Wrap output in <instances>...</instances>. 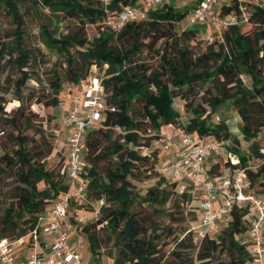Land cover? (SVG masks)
<instances>
[{
	"label": "trees",
	"instance_id": "trees-1",
	"mask_svg": "<svg viewBox=\"0 0 264 264\" xmlns=\"http://www.w3.org/2000/svg\"><path fill=\"white\" fill-rule=\"evenodd\" d=\"M21 2L36 15L41 45L65 66L63 75L54 69L50 72L47 88L42 87L37 96L34 91L23 95L26 83L38 78L29 72L36 55L25 41ZM138 2L112 0L105 14L96 0H0L13 24L7 38L0 37V74L12 66L19 75L13 81L18 105L7 112L0 100V240L14 243L22 239L31 247L29 234L38 229L41 218L68 187L66 151L53 143L42 117L30 104L56 108L63 84L77 88L95 68L102 79L106 108L85 137L88 174L83 202L98 208L92 220L76 222L92 258L100 262L106 252L113 264H252L248 207L233 204L229 222L220 224L212 236L199 235L200 196L188 182L168 183L158 177L154 172L157 150H141L162 139L163 126L210 137L237 162L231 163L223 154L213 155L207 175L215 179L243 170L248 182L245 191L264 197V6L239 0L221 5L220 16L245 7L247 23L230 26L221 38L207 44L195 26L177 28L189 10L169 3L146 9L145 19L127 22L117 32L106 25L107 16H116ZM65 21L70 23L63 32L58 24ZM87 26L95 30L90 39ZM195 41L206 45L194 52L190 43ZM143 54L150 62L141 59ZM198 97L200 102L195 103ZM175 100L190 114L185 123ZM226 103L240 119L241 139L232 135L226 120H212ZM51 157L57 158L55 170L47 167ZM151 176L158 177L157 181L141 193L137 183ZM170 201L173 208L188 206L195 213L194 225L184 237L175 239L167 256H160L157 229L167 235L173 231L148 221L141 207L170 217L161 210ZM83 202L72 201L70 214L84 210Z\"/></svg>",
	"mask_w": 264,
	"mask_h": 264
},
{
	"label": "built area",
	"instance_id": "built-area-1",
	"mask_svg": "<svg viewBox=\"0 0 264 264\" xmlns=\"http://www.w3.org/2000/svg\"><path fill=\"white\" fill-rule=\"evenodd\" d=\"M103 8L104 13L112 4V0H96ZM169 0H145L148 8L162 7ZM219 0H196L194 8L189 12L186 24L181 29L201 26L205 29L202 38L207 44L214 42L215 37L221 38L223 33L232 25L247 23V9L240 6L238 13L220 16L216 10ZM256 5L264 6V0H257ZM146 18L144 6L125 7L116 16H107L106 25L113 31H119L127 22L143 20ZM211 31L213 33H211ZM95 68L87 79L81 82L80 88H66L71 95L72 106L64 120L66 130L64 150L66 151L67 190L48 211L46 234L53 235L47 256L42 258L32 251L25 264H91L84 260L79 252L82 245V234L75 239L68 238L69 226H63L67 219L72 201L83 200L85 177L88 163L84 158V145L87 131L98 125L102 113L106 108L102 79L95 74ZM264 138V131L261 132ZM222 144L207 136H198L184 131L173 134H163L161 149L170 152L174 158L163 171L170 174L174 180L190 183L193 191L200 196L198 211L200 220L196 228L199 235L210 236L217 232L220 224L229 222V211L233 204L248 207L247 241L250 244L252 264H264V197L246 192L248 185L243 170L225 173L222 177L212 179L207 175L206 167L213 155L223 154ZM264 154V149L261 150ZM231 163L237 159L227 155ZM221 193L223 200L219 208L214 209L213 203L216 195ZM42 219V218H41ZM41 221V220H40ZM78 224L83 223L82 218L76 219ZM37 229L29 237L32 242L37 241ZM21 240V239H20ZM18 240V241H20ZM16 241V242H18ZM7 240H0V264H18L14 244Z\"/></svg>",
	"mask_w": 264,
	"mask_h": 264
},
{
	"label": "rangeland",
	"instance_id": "rangeland-1",
	"mask_svg": "<svg viewBox=\"0 0 264 264\" xmlns=\"http://www.w3.org/2000/svg\"><path fill=\"white\" fill-rule=\"evenodd\" d=\"M19 9H20V12L23 18L26 44L29 48L35 50L34 54L36 55V60L34 64L32 65V68L30 69L29 72L30 74H32V76H34L35 78H38V80L36 81L31 80L26 83V86L23 89V95L26 96L31 91H34L37 96V93L38 94L41 93L43 88H47V81L50 78V72H52V70L54 69L56 71H59L63 75L65 66L61 64V61H62L61 58H58L57 56L53 54V52L47 50L43 45H41L39 38H38V27H37L36 15L28 9V6L26 5V3L21 2L19 4ZM186 20H187V15L181 21V23L177 25V28L181 29L186 24ZM69 23L70 21L61 22L58 24V26L63 32H65L66 31L65 26ZM12 28H13V24L11 22V18L7 16L4 8L0 7V37L7 38L6 36H8ZM195 29L198 31V35L202 37L204 29L201 26H195ZM86 31H87V37L89 39L95 35L94 28L90 26L86 27ZM211 33L213 32L211 31ZM190 45L193 46V51L197 52L199 49L204 48L206 43L204 41H201V43H197L195 41V42L190 43ZM141 59H148V57L146 54H143L141 56ZM148 61L150 62L149 59ZM18 76L19 75H18L16 68L12 66H7L6 68H4V70L0 74V100L2 101L4 105V109L7 112L18 105V102L15 99V95L13 93V81ZM64 94H66L65 84H63L62 90L60 93V99H61L60 104L56 108H44L41 104H38L35 102H32L30 104V109L33 112L38 113L42 117L44 129L46 130L47 133L51 135L53 143L57 144V146L59 147H60V144L63 142L62 141L63 132L61 130V127H62L61 122L65 115L64 111H65L66 106L62 104L61 102L64 98ZM198 102H200L199 97L195 99V103H198ZM179 104L181 103L178 100H175V108L177 110H180L181 112L180 120L182 123H185L188 117L190 116V114L182 111V109L179 108L178 106ZM220 119L226 120L232 135L238 136L239 139H241V135L239 133L240 119L230 103H226L222 107H220L218 112L212 118L214 122H217ZM160 141L161 140L153 142L150 149L148 150L142 149L141 151L142 153H148L150 150H157L158 158H157V163H156L154 172L158 174L157 175L158 177L160 176L164 177L168 183H171L174 180L173 177L167 172L163 171V169L171 162V159L169 157V154L165 153L161 149ZM241 146L243 149H246L247 145L244 142H242ZM223 156H222L223 158H227V156L224 153H223ZM211 161L212 159H210L209 162ZM47 167L55 170L57 168V158L51 157L47 161ZM87 174H88V171L86 172V175ZM158 177L151 176V178L145 179L141 183H137V186L140 192L144 193L147 188L152 186L157 181ZM180 182L187 183L184 180ZM3 190H6V187H4ZM78 202L80 204V202H83V200H79ZM172 203L173 202L170 201L164 207L161 208V210H163L164 212L170 213V217L152 214L148 207L144 205L143 207H141L142 208L141 212L142 214H144V216L148 218V221L154 220L157 222V225L159 226V228L165 227L173 231L172 235H167L166 233H161L160 232L161 229H157L156 234H160L161 236L159 240L160 256L161 255L167 256L168 253L172 250V246L175 243V239L177 237H181V238L184 237L186 235L185 233L191 230L194 225L193 222H194L195 213L190 211L188 206L183 205V204L179 205V207L173 208ZM82 204L85 205L86 203L83 202ZM193 204H196V202H194ZM2 207L3 206L0 205V210L2 209ZM97 208L98 206L96 204H91V206L89 205L88 207L85 205V209L83 210V212L97 210ZM79 215H82V214H79ZM94 217L88 218L87 221L92 220ZM181 231H184V234H180ZM191 238H192L193 244H196L197 243L196 236L194 234H191ZM80 251L83 255L84 260L89 261L91 264H99V262L95 261L92 258L89 252L88 243L83 236H82V245H81ZM100 262L101 264H113L112 260L107 256L106 252H102L100 256Z\"/></svg>",
	"mask_w": 264,
	"mask_h": 264
},
{
	"label": "crops",
	"instance_id": "crops-1",
	"mask_svg": "<svg viewBox=\"0 0 264 264\" xmlns=\"http://www.w3.org/2000/svg\"><path fill=\"white\" fill-rule=\"evenodd\" d=\"M239 1H245V0H239ZM246 1H252L255 2L257 0H246ZM169 4L175 5L176 8L180 9V10H184V9H188L189 12L194 8L196 0H169L168 2ZM223 4H230V0H219L217 6H216V10L218 11L220 6ZM137 6H144L145 9H148V7L145 5V0H139ZM188 12V14H189ZM187 14V16H188ZM203 28V27H202ZM204 29V28H203ZM205 31V29L203 30ZM80 88V85L78 86V89ZM62 104H64L66 106L65 108V115L64 118L62 120V127L61 130L63 132V139H62V143L60 144L61 147L64 148V141H65V136H66V130L63 128V123L64 120L72 106V99H71V95L66 91V94H64V98L61 102ZM180 108V106H179ZM161 131V135L163 134H173L175 133L177 130H175L173 127L171 126H163L160 128ZM162 140V139H161ZM161 142V141H160ZM161 147V144H160ZM165 153L169 154V157L171 159V162L174 160L172 154L170 152H166ZM223 200V195L221 193H218L216 195L215 201L213 203V207L214 209L219 208L221 202ZM78 202V201H77ZM81 203V202H80ZM50 210V209H49ZM48 210V211H49ZM48 211L46 212V214L42 217L38 229H37V241L36 242H32L31 247L27 246V244L23 243V240L21 239L20 241L16 242L14 244V251L17 255V263L18 264H25V261L28 257V255L32 252L35 251L37 252L42 258H45L47 256L48 250L50 248V245L54 239L53 235L50 234H46L44 232V229L47 225V218H48ZM76 212V213H75ZM74 212V216L70 214L67 217V219H65L62 224L63 226H71L70 230L68 231V238L70 240H73L76 238V236L80 235L78 233V228L76 226V219L78 218H82L85 221L88 220V218L90 217H94L96 214V210L93 211H89V212H83V210H76ZM82 214V215H79ZM81 247L79 248V252L82 255L81 251H80ZM83 257V255H82ZM99 264H101V262H99Z\"/></svg>",
	"mask_w": 264,
	"mask_h": 264
}]
</instances>
